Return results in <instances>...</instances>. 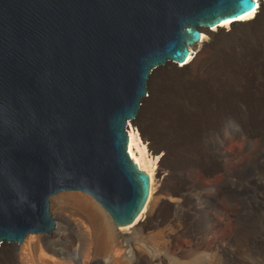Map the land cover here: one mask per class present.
I'll list each match as a JSON object with an SVG mask.
<instances>
[{"label": "water", "instance_id": "water-1", "mask_svg": "<svg viewBox=\"0 0 264 264\" xmlns=\"http://www.w3.org/2000/svg\"><path fill=\"white\" fill-rule=\"evenodd\" d=\"M254 9L255 0H0V246L52 237V197L89 198L129 229L149 177L127 152V128L150 73L179 67L208 29Z\"/></svg>", "mask_w": 264, "mask_h": 264}, {"label": "bare ground", "instance_id": "bare-ground-1", "mask_svg": "<svg viewBox=\"0 0 264 264\" xmlns=\"http://www.w3.org/2000/svg\"><path fill=\"white\" fill-rule=\"evenodd\" d=\"M258 4L261 6V0H255V9L247 16L208 29V35L196 42L194 51L188 50V58L179 67L172 69V63H166L163 69L150 73L147 96L131 123L136 128H127V152L138 169L149 177L147 200L129 229L110 224L105 211L90 199L71 196L74 201L85 203L82 208L89 206L76 210L69 204V198L54 197L49 201L56 222L52 237L46 235L44 242H36V237H29V243L3 244L0 257L7 260L14 255L15 259L9 264H172L166 260L165 253H168L177 264H215L213 260L217 256L230 264L234 259L231 241L239 239L241 234L237 223H231L230 235L210 243L208 252L212 256L206 262L202 258H194L203 254L205 248L202 244L210 231L191 236L190 249H187L181 243L184 234L176 225V228L170 227L174 225L170 219L173 214L178 215L188 209L192 190H197L202 198L210 197L215 203V209L204 208L202 201H195L192 205L196 213L205 211L208 214L211 229L224 227L238 216L239 207L233 198L238 193L237 173L244 164V156L241 159V151L228 153L225 146L235 130L234 126L227 122L218 126L207 140L212 154L208 161L202 157L195 158L185 166L180 176H176L164 165L169 149L165 143L158 146L156 135L141 114L153 99L151 80L162 73L195 84H206L222 82L236 68L246 67L264 47V7L261 12ZM235 23L239 25L234 26ZM236 94L248 102H258L255 101L258 91L244 87ZM250 134L243 139L242 147L251 144L252 136L255 137L254 142L264 138V120H257ZM257 155L264 159V150ZM216 171L219 175L210 178ZM64 208L69 212L65 213ZM156 218L160 219L157 224L160 229L152 226Z\"/></svg>", "mask_w": 264, "mask_h": 264}, {"label": "rangeland", "instance_id": "rangeland-1", "mask_svg": "<svg viewBox=\"0 0 264 264\" xmlns=\"http://www.w3.org/2000/svg\"><path fill=\"white\" fill-rule=\"evenodd\" d=\"M258 5L260 10L261 6ZM238 25L239 23H235L234 26ZM150 85L153 99L142 112L141 118L148 121L153 135L157 137L158 146L165 143L169 149L164 163L168 170L180 176L185 166L195 158L202 157L208 161L212 154L208 150L207 140L224 122L235 129L226 142L227 152L235 154L241 151V159L244 156V164L237 173L238 193L233 198L239 207L238 216L224 227L211 229L208 214L205 211L196 213L192 205L195 201H202L204 208L215 209V203L210 197L202 198L197 190H192L188 209L178 215L171 214L173 218L170 219L174 221V225L170 227H177L184 234L182 246L190 249V237L207 234L205 232L209 230L210 233L202 244L205 248L203 254L192 256L194 259L202 258L208 262L212 256L211 252H208L210 243L221 236L230 235L231 223H237L241 234L239 239L231 241L234 259L230 264H264V159L257 155L259 151L264 150V138L254 142L255 137L252 136L251 144L242 147L243 139L251 135L254 123L264 120V47L246 67L236 68L222 82L195 84L162 73L152 79ZM244 87L259 92L255 100L258 102H248L246 98L236 94ZM128 126L136 128L131 123H128ZM217 175L219 171L214 172L210 178ZM70 197L67 196V200L69 204L74 205V209L83 210L89 207L82 208L85 203L79 204ZM64 212L69 210L64 208ZM50 213L52 215L51 210ZM159 221L160 219L156 218L152 226L158 227ZM165 257L170 263L177 264L170 254L165 253ZM12 259H15L14 255L7 260L0 257V264H9ZM225 260L217 256L213 262L229 264Z\"/></svg>", "mask_w": 264, "mask_h": 264}]
</instances>
